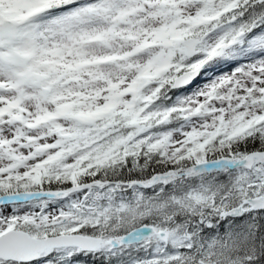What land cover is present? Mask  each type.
<instances>
[{"label": "snow or ice", "instance_id": "obj_1", "mask_svg": "<svg viewBox=\"0 0 264 264\" xmlns=\"http://www.w3.org/2000/svg\"><path fill=\"white\" fill-rule=\"evenodd\" d=\"M0 264H264V0H0Z\"/></svg>", "mask_w": 264, "mask_h": 264}]
</instances>
